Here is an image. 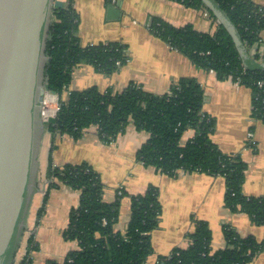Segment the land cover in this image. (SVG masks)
<instances>
[{"label":"trees","instance_id":"16d2710c","mask_svg":"<svg viewBox=\"0 0 264 264\" xmlns=\"http://www.w3.org/2000/svg\"><path fill=\"white\" fill-rule=\"evenodd\" d=\"M53 10L50 36L46 46L47 91L58 97V111L47 124L52 133L66 134L74 140L95 126L103 144L112 143L131 122L137 131L149 134L137 150L136 159L145 167L174 177L177 172H200L220 176L225 181L224 207L231 213L246 214L254 225H264V196H245L242 186L246 163L238 155H225L212 142L213 118L202 112L204 92L193 78H179L163 95H154L129 84L120 93L100 92L96 87L70 91L73 70L82 63L100 74L110 75L128 61L126 46L117 42L82 46L77 36L79 18L70 2ZM106 3L111 0H105ZM175 1L187 8H204L218 24L214 34L201 33L190 25L173 27L158 18L148 25L150 33L184 55L197 68L213 71L219 80L230 79L251 92L252 117L264 121V71L244 70L234 44L200 0ZM236 27L247 51L264 31V13L251 0H214ZM264 59V56H263ZM194 135L184 145L183 135ZM50 187L62 183L80 192L79 202L69 212L63 238L75 242L76 249L66 253L61 262L45 264H144L152 254L150 235L159 224L162 207L158 191L149 186L143 194L131 197L130 218L126 230L115 229L119 221V198L112 203L102 199L104 186L99 174L82 162L62 168L48 165ZM41 214V209L38 216ZM225 247L213 250L208 224L197 221L184 249L175 248L157 264H249L264 252V241L241 236L228 225L222 227ZM29 249L32 240L28 241ZM28 249V252H29ZM33 249V248H32ZM29 261L26 255L22 264Z\"/></svg>","mask_w":264,"mask_h":264},{"label":"crops","instance_id":"0c3cea01","mask_svg":"<svg viewBox=\"0 0 264 264\" xmlns=\"http://www.w3.org/2000/svg\"><path fill=\"white\" fill-rule=\"evenodd\" d=\"M264 8V0H251ZM67 0H63L66 6ZM78 14L77 36L82 46L117 42L126 46L128 61L116 72L104 75L85 63L72 73L68 91L96 87L100 92L120 93L129 84L144 91L163 95L179 78H193L204 92L202 112L213 118L212 142L225 155H238L246 163L242 192L245 196H264V121L252 117L251 92L230 79L219 80L213 71L195 67L184 55L172 50L148 30L152 18L173 27L190 25L194 30L214 34L218 24L204 8H187L168 0H71ZM264 40V31L261 34ZM53 108V104L50 105ZM194 135L188 130L181 139L184 145ZM149 134L137 131L130 122L123 134L112 143L103 144L92 126L78 140L66 134L44 133L38 156L37 191L32 197L26 225L12 264H45L61 262L66 253L76 249L75 242L65 241L69 212L79 202L80 192L62 184L50 187L48 165L89 164L104 186L106 203L119 198L117 231L126 230L130 218L131 197L143 194L149 186L158 191L162 207L157 229L151 232L153 252L144 264H157L175 248H186L187 235L197 221L208 224L212 232L213 250L225 247L222 227L228 225L241 236L264 241V225H254L243 213H231L224 207L225 181L220 176L200 172H177L168 177L153 167H145L136 159L137 150ZM122 194L118 196V189ZM41 209V214L38 212ZM32 240L31 250L28 241ZM33 248V249H32ZM29 249V252H28ZM249 264H264V252Z\"/></svg>","mask_w":264,"mask_h":264},{"label":"water","instance_id":"95a60500","mask_svg":"<svg viewBox=\"0 0 264 264\" xmlns=\"http://www.w3.org/2000/svg\"><path fill=\"white\" fill-rule=\"evenodd\" d=\"M200 1L230 36L244 70L264 71L220 6ZM61 7L57 0H0V264H12L37 191L41 141L54 119H44L46 46Z\"/></svg>","mask_w":264,"mask_h":264},{"label":"built area","instance_id":"2783aa9c","mask_svg":"<svg viewBox=\"0 0 264 264\" xmlns=\"http://www.w3.org/2000/svg\"><path fill=\"white\" fill-rule=\"evenodd\" d=\"M57 1L63 2V0H57ZM112 1H114V0H112ZM257 12L258 13H264V8L258 6ZM248 54L250 55V57H252L257 62H264V59H263V56H264V40L262 38H260L256 43H254L249 48ZM256 85H257V89L258 90L263 91L264 80H259L256 83ZM47 98L53 99L54 100L53 103H55V105L53 106L51 112H49L47 115L44 114L45 121H48L51 118H55V115H56V113H57V111L59 109L58 102H56V100H58L57 95L49 93V92H47V94H46V99H45V103H44V109H45V105L47 104V102H46ZM262 103H264V100H262ZM121 192H122V188L120 187L118 189V196H120L122 194Z\"/></svg>","mask_w":264,"mask_h":264},{"label":"bare ground","instance_id":"6f19581e","mask_svg":"<svg viewBox=\"0 0 264 264\" xmlns=\"http://www.w3.org/2000/svg\"><path fill=\"white\" fill-rule=\"evenodd\" d=\"M53 99H51V98H47V100H46V102H47V104L49 103V105H48V107H46L45 109H44V114L45 115H47L49 112H51V110H52V106H50V105H52L53 104ZM47 106V105H46Z\"/></svg>","mask_w":264,"mask_h":264},{"label":"rangeland","instance_id":"374dc122","mask_svg":"<svg viewBox=\"0 0 264 264\" xmlns=\"http://www.w3.org/2000/svg\"><path fill=\"white\" fill-rule=\"evenodd\" d=\"M47 105V106H46ZM45 105V108L48 107L49 103ZM53 105H55V103H53Z\"/></svg>","mask_w":264,"mask_h":264}]
</instances>
